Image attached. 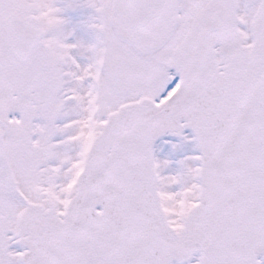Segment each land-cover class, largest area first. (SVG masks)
<instances>
[{"label":"snow or ice","instance_id":"snow-or-ice-1","mask_svg":"<svg viewBox=\"0 0 264 264\" xmlns=\"http://www.w3.org/2000/svg\"><path fill=\"white\" fill-rule=\"evenodd\" d=\"M0 264H264V0H0Z\"/></svg>","mask_w":264,"mask_h":264}]
</instances>
